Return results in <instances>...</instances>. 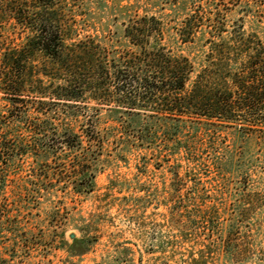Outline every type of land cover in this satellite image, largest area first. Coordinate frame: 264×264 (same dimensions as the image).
<instances>
[{
    "label": "trees",
    "instance_id": "1",
    "mask_svg": "<svg viewBox=\"0 0 264 264\" xmlns=\"http://www.w3.org/2000/svg\"><path fill=\"white\" fill-rule=\"evenodd\" d=\"M85 1L0 0V212L23 161L29 194L87 198L114 152L124 164L150 154L173 196L209 166L239 186L236 218L250 215L264 153V0H151L156 13L102 39L82 36ZM200 209L225 261L251 262L235 224L215 229L216 206Z\"/></svg>",
    "mask_w": 264,
    "mask_h": 264
},
{
    "label": "rangeland",
    "instance_id": "2",
    "mask_svg": "<svg viewBox=\"0 0 264 264\" xmlns=\"http://www.w3.org/2000/svg\"><path fill=\"white\" fill-rule=\"evenodd\" d=\"M84 8L82 36L99 39L110 37L115 22L158 11L151 0H86ZM14 34H9L10 41L19 43ZM189 51L184 48L185 54ZM256 156L248 191L259 194V204L239 220V186L230 183L227 189L209 166L189 174L173 196L168 169H155L150 154H129L124 164L110 152L112 165L97 178L92 195L44 198L27 192L25 160L11 169L13 181L1 200L0 264H264V153ZM186 171L181 169V175ZM210 205L217 208L215 229L233 222L251 262H226L216 234L208 240L207 225L198 216L200 208Z\"/></svg>",
    "mask_w": 264,
    "mask_h": 264
},
{
    "label": "water",
    "instance_id": "3",
    "mask_svg": "<svg viewBox=\"0 0 264 264\" xmlns=\"http://www.w3.org/2000/svg\"><path fill=\"white\" fill-rule=\"evenodd\" d=\"M71 238H74V235H72V237Z\"/></svg>",
    "mask_w": 264,
    "mask_h": 264
}]
</instances>
